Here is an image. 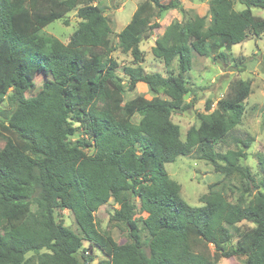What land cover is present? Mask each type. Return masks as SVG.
Wrapping results in <instances>:
<instances>
[{
    "label": "trees",
    "instance_id": "obj_1",
    "mask_svg": "<svg viewBox=\"0 0 264 264\" xmlns=\"http://www.w3.org/2000/svg\"><path fill=\"white\" fill-rule=\"evenodd\" d=\"M178 2L144 0L115 47L112 21L95 0H0V106L6 101L11 107L0 110V264H88L92 249L106 256L100 264H218L238 256L245 264H264V167L256 185L240 163L244 151L214 150L241 123L250 82H234L214 110L209 103L210 113L185 141L172 121L191 108L184 99L191 91L186 74L192 54L226 58L249 36L260 38L264 19L252 8L264 9V0H239L243 11L233 0H211L210 22L195 16L185 26L170 24L152 48L167 77L146 73L140 45L151 37L154 19ZM72 11L80 22L68 44L44 32L58 20L69 25L65 18ZM117 48L133 58V66L123 68L127 84L111 58ZM40 71L50 80L29 98ZM139 83L168 100L138 96L125 102L126 88L134 91ZM78 128L82 138L70 140ZM194 148L216 173L249 181L247 204L231 203L214 186L202 206L184 201L166 164ZM111 200L117 207L110 221L125 227L124 244L97 229L95 214ZM66 210L78 233L64 225ZM138 210L146 214L141 222ZM242 222L254 227L237 228ZM80 252L89 254L80 259Z\"/></svg>",
    "mask_w": 264,
    "mask_h": 264
},
{
    "label": "rangeland",
    "instance_id": "obj_2",
    "mask_svg": "<svg viewBox=\"0 0 264 264\" xmlns=\"http://www.w3.org/2000/svg\"><path fill=\"white\" fill-rule=\"evenodd\" d=\"M144 0H95V4L105 11V15L112 21V34L110 39L113 46L118 45V34L130 22L132 15L137 6ZM163 3L169 0H162ZM234 9L243 11L246 7L239 3V0H233ZM210 3L211 0H179L171 10L165 12L159 19H154V27L151 37L142 41L140 49L144 55V61L140 64L146 73L158 74L164 78L167 77V68L162 60L157 59L152 54V48L156 40L161 37L166 28L172 23H179L185 26L195 16L207 17L210 22ZM252 13L264 19V9L252 8ZM69 21L66 25L63 20H58L44 29V32L56 37L62 43L68 44L74 31L76 30L80 19L77 12H70L65 18ZM226 58L217 60L200 57L196 53L192 54V67L186 74L190 93L185 96V103L191 108L183 113L173 114L172 121L180 127L181 139L185 141L187 132L192 127H198L203 116L209 114L207 105L210 103L212 109L216 107L217 102L224 98L231 85L238 81L244 80L251 84V92L244 102L245 112L241 123L224 139L214 146L215 152L225 154L228 151H244L246 159H241L242 166L250 169L255 184L258 185L262 179V168L264 167V34L260 38L249 36V38L235 45L230 52H225ZM111 58L117 62L119 69L117 75L122 79L123 84H127L123 74L125 66H133V58L129 54H124L117 48ZM172 71H177V63L172 66ZM50 80V74L47 71H40L34 75V89L27 93V97L36 95L45 82ZM141 96L148 100L158 97L168 100L164 93L156 94L152 92L144 83H139L134 91H128L126 88L125 102ZM11 107L5 101L0 110H10ZM141 116L136 114L132 121L139 123ZM80 128L70 140L77 141L82 138ZM248 148H245V145ZM0 142V150L3 147ZM92 150L88 152L91 153ZM166 171L169 177L177 182L181 187V197L192 207L202 206V198L206 196L211 186L212 190L220 191L231 203L247 204L251 197L245 193L249 181L241 178L238 174L225 176L215 172L213 165L202 160L200 153L196 148L188 156L178 157L174 162L166 164ZM254 184V183H252ZM253 188L256 194L257 188ZM117 206L112 200L105 206H102L95 214L97 229L101 234H109L118 244H124L127 241V231L124 226L116 225L110 221ZM136 217L139 222L146 218V214L137 211ZM64 225L75 232H79L75 223L74 215L70 211L62 212ZM254 227L253 224L242 222L237 228L246 229ZM235 238L232 245H235L236 233L232 230ZM142 239L149 237V233L142 228L139 231ZM89 244L84 243L83 248H88ZM86 250V249H84ZM89 250V249H87ZM86 256L84 253H78L77 256ZM90 256L93 259L88 264H100L106 259L104 254L92 249ZM28 258H35L34 254H28ZM81 259V258H80ZM36 260V259H34ZM82 261V260H81ZM246 258L242 256L223 258L218 264H245ZM83 263V261H82Z\"/></svg>",
    "mask_w": 264,
    "mask_h": 264
},
{
    "label": "built area",
    "instance_id": "obj_3",
    "mask_svg": "<svg viewBox=\"0 0 264 264\" xmlns=\"http://www.w3.org/2000/svg\"><path fill=\"white\" fill-rule=\"evenodd\" d=\"M88 254H89V252L86 253V255H88Z\"/></svg>",
    "mask_w": 264,
    "mask_h": 264
}]
</instances>
